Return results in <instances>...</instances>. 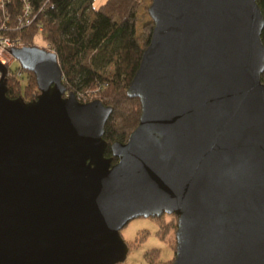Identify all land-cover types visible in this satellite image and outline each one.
Instances as JSON below:
<instances>
[{"label": "water", "instance_id": "95a60500", "mask_svg": "<svg viewBox=\"0 0 264 264\" xmlns=\"http://www.w3.org/2000/svg\"><path fill=\"white\" fill-rule=\"evenodd\" d=\"M127 92L141 115L106 155L114 107L67 91L58 54L12 47L0 79V264H116L121 229L176 214L172 264H264V14L258 0H152ZM66 93V94H65ZM117 161H113L114 157Z\"/></svg>", "mask_w": 264, "mask_h": 264}, {"label": "trees", "instance_id": "16d2710c", "mask_svg": "<svg viewBox=\"0 0 264 264\" xmlns=\"http://www.w3.org/2000/svg\"><path fill=\"white\" fill-rule=\"evenodd\" d=\"M93 1L28 0L35 17L28 25L18 28L17 16L25 1L7 0L8 33L19 37L23 45L37 44V36L41 34L46 44L40 46H50L58 54L67 91H74L82 101L93 99L88 91H96L106 104L114 107L104 132V138L108 140L106 155L111 156V142L128 140L140 120V99L130 96L127 89L143 50L150 42L154 21L145 22L141 35H137L142 0H105L97 7ZM258 3L264 14V0H258ZM89 6L93 8V18L86 13ZM0 13H3L1 9ZM262 39L264 41V28ZM18 70H22L21 75L17 74ZM7 83L10 97L22 95L26 100H32L39 93L35 73L23 66L15 70L9 67ZM117 160L115 156L113 161ZM169 215L173 218L167 220L165 217L162 221V236L177 227L176 214ZM173 247L176 249V242ZM173 260L174 257L165 262L152 260L149 264H172Z\"/></svg>", "mask_w": 264, "mask_h": 264}, {"label": "rangeland", "instance_id": "374dc122", "mask_svg": "<svg viewBox=\"0 0 264 264\" xmlns=\"http://www.w3.org/2000/svg\"><path fill=\"white\" fill-rule=\"evenodd\" d=\"M104 1L105 0H94L93 5L97 7ZM151 3L152 0H142V5L138 12L137 35H141L145 22L152 20L149 13V6ZM86 13L89 18H93L94 13L91 6L86 9ZM45 44L46 41L43 39L42 35L39 34L37 36V45ZM20 66V61L18 59H13L11 68L15 70ZM88 94L90 97L100 98L99 93L96 91L92 92L90 90ZM165 217L168 220L169 218H173V215L167 213ZM165 217L138 216L131 219L121 229V234L129 245V251L126 258L116 264H149L152 260L165 262L175 257L176 249L173 247V243L176 242L177 227L162 236L160 232L163 230L162 221H164Z\"/></svg>", "mask_w": 264, "mask_h": 264}, {"label": "built area", "instance_id": "2783aa9c", "mask_svg": "<svg viewBox=\"0 0 264 264\" xmlns=\"http://www.w3.org/2000/svg\"><path fill=\"white\" fill-rule=\"evenodd\" d=\"M24 1V8L22 12L17 16L16 26L18 28H22L28 25L35 17V13H33L31 4L28 2V0ZM6 5L7 0H0V9L3 11L2 14L0 13V79L3 72L1 64L6 65L9 71L11 62L13 61V59H15V57L11 53V48L23 45L19 37H13L8 33V29L10 28V26L8 25L9 18L6 15ZM47 49L53 50L50 46H48ZM17 74L21 75L22 70H18Z\"/></svg>", "mask_w": 264, "mask_h": 264}, {"label": "flooded vegetation", "instance_id": "af4514ba", "mask_svg": "<svg viewBox=\"0 0 264 264\" xmlns=\"http://www.w3.org/2000/svg\"><path fill=\"white\" fill-rule=\"evenodd\" d=\"M163 216V215H162Z\"/></svg>", "mask_w": 264, "mask_h": 264}]
</instances>
